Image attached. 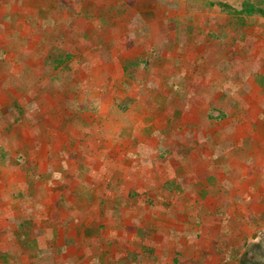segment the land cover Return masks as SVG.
<instances>
[{
    "label": "rangeland",
    "instance_id": "374dc122",
    "mask_svg": "<svg viewBox=\"0 0 264 264\" xmlns=\"http://www.w3.org/2000/svg\"><path fill=\"white\" fill-rule=\"evenodd\" d=\"M242 1L0 0V264H264Z\"/></svg>",
    "mask_w": 264,
    "mask_h": 264
},
{
    "label": "trees",
    "instance_id": "16d2710c",
    "mask_svg": "<svg viewBox=\"0 0 264 264\" xmlns=\"http://www.w3.org/2000/svg\"><path fill=\"white\" fill-rule=\"evenodd\" d=\"M238 14L260 16L264 18V0H244L238 9ZM148 113L147 108L141 107L140 111ZM136 170V168H134ZM140 172V171H139ZM243 264V263H242Z\"/></svg>",
    "mask_w": 264,
    "mask_h": 264
},
{
    "label": "crops",
    "instance_id": "0c3cea01",
    "mask_svg": "<svg viewBox=\"0 0 264 264\" xmlns=\"http://www.w3.org/2000/svg\"><path fill=\"white\" fill-rule=\"evenodd\" d=\"M176 24V23H175ZM176 26V25H175ZM174 28V27H173ZM176 30V27L174 28ZM190 29V26H187L186 27V30ZM81 237H85L86 236V233L82 232L81 234Z\"/></svg>",
    "mask_w": 264,
    "mask_h": 264
}]
</instances>
